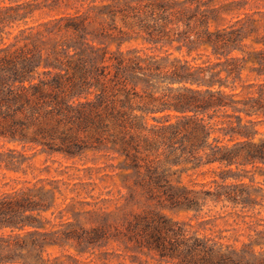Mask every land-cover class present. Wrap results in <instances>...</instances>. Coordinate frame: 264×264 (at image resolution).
Wrapping results in <instances>:
<instances>
[{
	"label": "trees",
	"instance_id": "obj_1",
	"mask_svg": "<svg viewBox=\"0 0 264 264\" xmlns=\"http://www.w3.org/2000/svg\"><path fill=\"white\" fill-rule=\"evenodd\" d=\"M261 125L264 0H0V264H264Z\"/></svg>",
	"mask_w": 264,
	"mask_h": 264
},
{
	"label": "rangeland",
	"instance_id": "obj_2",
	"mask_svg": "<svg viewBox=\"0 0 264 264\" xmlns=\"http://www.w3.org/2000/svg\"><path fill=\"white\" fill-rule=\"evenodd\" d=\"M260 129H264V126H259ZM98 153L101 152H88L84 155L83 158H76V159H68L61 155H56L55 158L59 162H52L47 154L45 153H39L35 157V161L38 165H43V163L51 164L52 168L60 167L63 169H66L69 171L70 174H72L69 177V180L72 182L77 181L79 178L78 176H81V180H97L100 182L101 188H94L92 191L98 194L100 191L103 193L102 196L106 195V192L110 191V193L116 194L115 185L111 182L109 176H106L105 173H112L115 172L116 169L108 166L111 163L117 164L119 161L117 159H106V158H99ZM110 156H114L116 154L109 153ZM47 160V161H46ZM88 165H94V168L92 170L87 169L86 167ZM217 165H206L200 169L197 170V172H193L192 177L195 181L198 182H204L209 181L212 179L213 174L211 173V169H216ZM248 171L240 169L238 170L240 173H244L245 176H241L239 179L230 178L227 181H245L248 182L249 185H252V190L257 191L256 197L257 200L261 203H258L255 208L253 209V212L256 213L259 217L263 218L264 221V171L262 169L253 167L251 165L247 166ZM98 177H103L104 180L100 181ZM190 177L185 176V180L187 181ZM100 194V193H99ZM108 195V194H107ZM240 206L233 207L231 204L229 205H223V202L215 203L213 201H210L207 206H205L204 210L202 211L201 215L210 217L213 215H225L227 212L233 210V209H239ZM179 216H187L189 214L185 212L178 213ZM233 215H229V221L233 223V225L238 226L236 222L234 221ZM228 226V224H225L224 220H218L217 227H224ZM113 245H108V249H113ZM150 263H152L150 261Z\"/></svg>",
	"mask_w": 264,
	"mask_h": 264
}]
</instances>
